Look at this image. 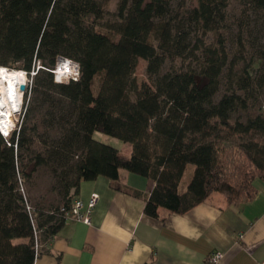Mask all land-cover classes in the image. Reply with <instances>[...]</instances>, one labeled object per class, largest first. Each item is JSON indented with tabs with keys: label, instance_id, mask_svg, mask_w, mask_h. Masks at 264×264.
Returning <instances> with one entry per match:
<instances>
[{
	"label": "trees",
	"instance_id": "trees-1",
	"mask_svg": "<svg viewBox=\"0 0 264 264\" xmlns=\"http://www.w3.org/2000/svg\"><path fill=\"white\" fill-rule=\"evenodd\" d=\"M194 1L119 0L109 12L107 0H0V66L40 65L18 127L0 132V264H33L35 237L40 244L57 233L81 182L117 181L121 169L153 181L143 209L151 217L159 208L185 213L214 192L233 205L255 195L264 115L240 114L264 89V48L251 38L247 63L251 36L239 33L230 54L222 33L229 0ZM248 3L264 13V0ZM239 26H250L248 16ZM57 55L77 62V81L54 82ZM139 59L149 82L138 87ZM95 131L129 143V154L95 140ZM30 163L48 169L55 208L37 210L24 198Z\"/></svg>",
	"mask_w": 264,
	"mask_h": 264
},
{
	"label": "crops",
	"instance_id": "crops-1",
	"mask_svg": "<svg viewBox=\"0 0 264 264\" xmlns=\"http://www.w3.org/2000/svg\"><path fill=\"white\" fill-rule=\"evenodd\" d=\"M123 173V174H122ZM154 183L119 170L117 181L104 176L81 182L75 198L98 195L89 224L67 218L50 239L41 241L35 264H264V179L255 195L237 205L219 193L185 213L159 208L144 213Z\"/></svg>",
	"mask_w": 264,
	"mask_h": 264
},
{
	"label": "rangeland",
	"instance_id": "rangeland-1",
	"mask_svg": "<svg viewBox=\"0 0 264 264\" xmlns=\"http://www.w3.org/2000/svg\"><path fill=\"white\" fill-rule=\"evenodd\" d=\"M119 0H107L106 10L109 12H114L116 9L117 2ZM228 6L226 8V22L225 27L222 30L226 38V45L229 53L231 54L236 48V40L239 33H244L243 36L250 33L251 37H246V51L245 58L248 63L251 57L254 55L253 49L249 47L248 41L252 38L255 40V43L259 48H264V13L254 11L251 8V5L248 3V0H229ZM189 6H194L196 2L194 0H189ZM248 16L250 26L242 31V28L239 26V20ZM254 64H257V59H253ZM169 65L167 64L166 67ZM146 62L142 59H139L134 70V80L136 85L139 87L143 83H148V77L145 72ZM196 81L198 84L205 82L203 78L197 77ZM96 81L94 83V88H96ZM223 91V86L219 91L221 94ZM218 94V95H219ZM17 103V101H16ZM24 108V106H23ZM23 113V111H22ZM22 113L14 120L15 127H18ZM261 113L264 115V89H258L255 91V96L250 98L248 101V110L243 112L240 115L244 117L246 114H257ZM93 138L99 142L105 143L112 147L117 148L123 154H129L131 146L129 143L122 142L119 139L106 135L104 133L95 131L93 133ZM32 163H30L26 171L30 172V175L27 179L23 180L21 185V191L24 195V198L27 200L28 205L33 208L41 211L49 210L50 208H55L59 205V196L54 189V184L50 173L47 168L44 166L35 167L33 171ZM193 166L188 165L183 178L182 183L187 182L190 175L192 174ZM32 172V173H31ZM121 172H126L127 174H133L126 170L121 169ZM123 174V173H122ZM84 183V181H83Z\"/></svg>",
	"mask_w": 264,
	"mask_h": 264
},
{
	"label": "built area",
	"instance_id": "built-area-1",
	"mask_svg": "<svg viewBox=\"0 0 264 264\" xmlns=\"http://www.w3.org/2000/svg\"><path fill=\"white\" fill-rule=\"evenodd\" d=\"M40 67L39 63L37 62L35 66L32 67L31 70H19L18 72H22L24 79H23V85L24 89L20 90L19 87H17L14 92H18L19 94V102H17L15 105H13V109L11 111V128L8 134L12 132V130L15 128L14 120L17 119V117L22 113L23 106H24V95L27 92L28 93V87L31 83V79L34 76L37 69ZM4 70L7 71H13L14 69L8 68V67H2ZM49 71L53 74V80L56 83H63L67 81H77L80 76L79 72V66L77 62H75L73 59L63 56V55H57L55 58L54 65ZM8 86V85H7ZM0 132L3 136H8V134H5L0 129ZM98 199V195L96 193H92L89 198L86 200V202H83L79 198L73 199L69 209L67 211H64L63 208H61V211H64L65 218H75L77 220H80L86 224H89L90 221V214L92 209L94 208L96 202ZM29 209V207H26ZM35 259L38 257L40 252V244L37 242V237H35ZM223 257V254L221 252H213L207 257V262L209 264H218L221 258ZM34 259V262H35ZM33 262V264H35Z\"/></svg>",
	"mask_w": 264,
	"mask_h": 264
},
{
	"label": "bare ground",
	"instance_id": "bare-ground-1",
	"mask_svg": "<svg viewBox=\"0 0 264 264\" xmlns=\"http://www.w3.org/2000/svg\"><path fill=\"white\" fill-rule=\"evenodd\" d=\"M22 69L7 71L0 66V129L3 133L8 134L11 124V111L16 101L19 102L18 92L14 90L23 83V73L18 72ZM8 85V86H7Z\"/></svg>",
	"mask_w": 264,
	"mask_h": 264
},
{
	"label": "water",
	"instance_id": "water-1",
	"mask_svg": "<svg viewBox=\"0 0 264 264\" xmlns=\"http://www.w3.org/2000/svg\"><path fill=\"white\" fill-rule=\"evenodd\" d=\"M19 88H20V90H23L24 89V85L23 84H20L19 85Z\"/></svg>",
	"mask_w": 264,
	"mask_h": 264
}]
</instances>
